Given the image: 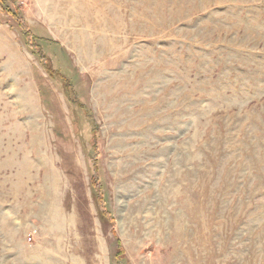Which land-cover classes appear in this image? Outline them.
Returning <instances> with one entry per match:
<instances>
[{"label":"rangeland","instance_id":"obj_1","mask_svg":"<svg viewBox=\"0 0 264 264\" xmlns=\"http://www.w3.org/2000/svg\"><path fill=\"white\" fill-rule=\"evenodd\" d=\"M0 264H264V0H0Z\"/></svg>","mask_w":264,"mask_h":264},{"label":"trees","instance_id":"obj_2","mask_svg":"<svg viewBox=\"0 0 264 264\" xmlns=\"http://www.w3.org/2000/svg\"><path fill=\"white\" fill-rule=\"evenodd\" d=\"M13 16L17 19L18 24L22 27V29L25 30L24 33L27 36L31 35L30 32L27 29V26H26V23H25V20H24L23 16L20 13H17V12H13Z\"/></svg>","mask_w":264,"mask_h":264}]
</instances>
